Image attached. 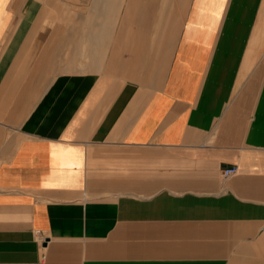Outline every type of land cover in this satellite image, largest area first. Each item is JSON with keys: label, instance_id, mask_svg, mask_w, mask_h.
<instances>
[{"label": "crops", "instance_id": "1", "mask_svg": "<svg viewBox=\"0 0 264 264\" xmlns=\"http://www.w3.org/2000/svg\"><path fill=\"white\" fill-rule=\"evenodd\" d=\"M0 264H264V0H0Z\"/></svg>", "mask_w": 264, "mask_h": 264}, {"label": "built area", "instance_id": "2", "mask_svg": "<svg viewBox=\"0 0 264 264\" xmlns=\"http://www.w3.org/2000/svg\"><path fill=\"white\" fill-rule=\"evenodd\" d=\"M237 171H238L237 166H231V167L224 169L223 174L224 176L228 177V176L235 174Z\"/></svg>", "mask_w": 264, "mask_h": 264}, {"label": "rangeland", "instance_id": "3", "mask_svg": "<svg viewBox=\"0 0 264 264\" xmlns=\"http://www.w3.org/2000/svg\"><path fill=\"white\" fill-rule=\"evenodd\" d=\"M64 0H57V3H62ZM72 1L73 4H80V0H69Z\"/></svg>", "mask_w": 264, "mask_h": 264}]
</instances>
